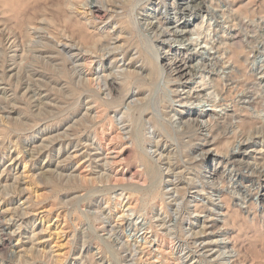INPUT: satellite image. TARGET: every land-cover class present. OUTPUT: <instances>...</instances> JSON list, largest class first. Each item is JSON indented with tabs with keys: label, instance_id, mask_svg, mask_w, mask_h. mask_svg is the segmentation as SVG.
Returning <instances> with one entry per match:
<instances>
[{
	"label": "rangeland",
	"instance_id": "374dc122",
	"mask_svg": "<svg viewBox=\"0 0 264 264\" xmlns=\"http://www.w3.org/2000/svg\"><path fill=\"white\" fill-rule=\"evenodd\" d=\"M261 126L264 0H0V264H264Z\"/></svg>",
	"mask_w": 264,
	"mask_h": 264
},
{
	"label": "bare ground",
	"instance_id": "6f19581e",
	"mask_svg": "<svg viewBox=\"0 0 264 264\" xmlns=\"http://www.w3.org/2000/svg\"><path fill=\"white\" fill-rule=\"evenodd\" d=\"M190 1H194L195 2V0H190ZM202 4V3H201ZM198 6H199V4H198ZM204 8V7H203ZM100 8L99 7H93V9L91 10V14L92 15H94V18H100ZM241 23V22H240ZM160 25V24H159ZM234 37V36H233ZM249 42V41H248ZM254 46V45H253ZM251 47V46H250ZM19 55V54H18ZM214 59V58H213ZM210 61V60H209ZM226 61V60H225ZM212 62V61H211ZM183 63V62H182ZM181 63V64H182ZM184 64V63H183ZM228 64V63H227ZM178 70V69H177ZM176 70V71H177ZM212 71V70H211ZM153 74V73H152ZM151 78H153V77H151ZM229 78V77H228ZM154 79H152V81H153ZM233 82V81H232ZM129 86V85H128ZM128 89V88H127ZM129 90V89H128ZM128 93V92H127ZM219 96V95H218ZM126 97V96H125ZM118 101V100H117ZM221 118V117H220ZM220 118H218L217 120H216V122L217 121H219V119ZM223 119V118H222ZM224 120V119H223ZM253 120V119H252ZM225 121V120H224ZM215 122V123H216ZM216 125H220V124H216ZM203 128H205L206 129V125H204V124H202L201 125ZM226 126V125H225ZM255 127H254V125L253 124H251V127H250V129L248 130V132H250V131H252L253 129H254ZM264 127L263 126H261V129H263ZM243 132V131H242ZM248 132H246L247 133V136H248ZM192 132L191 131H189V132H185V133H182V134H180V135H178V137H186V138H192L193 137V134H191ZM178 134V133H177ZM239 134V133H238ZM177 136V135H176ZM177 137V138H178ZM181 137V138H182ZM180 139V138H179ZM252 140V139H251ZM250 141V140H249ZM234 143H235V141H234ZM245 145L243 144V141H242V143H238L237 145H236V149L234 148L233 149V151H231V153L230 154H227V158H229V159H240V160H242L243 159V157H244V155H245V152H243L244 151V149H245V147H244ZM240 156V157H239ZM250 165V164H249ZM248 165V166H249ZM249 168H251V167H249ZM248 168V169H249ZM147 169V168H146ZM151 169V168H150ZM149 169V170H150ZM254 169H256V167L254 168ZM148 170V169H147ZM252 170H253V168H252ZM252 170L250 171V172H252ZM155 172V171H153L152 169L149 171V173L150 172ZM147 172V171H146ZM253 172H254V170H253ZM155 174V173H154ZM255 174V173H254ZM149 175V174H148ZM151 175V174H150ZM262 178L264 179V171H263V173H262ZM149 179H151L150 177H149ZM153 180V179H152ZM259 203L262 205V207H264V194H262L261 196H259ZM2 245V243H0V246Z\"/></svg>",
	"mask_w": 264,
	"mask_h": 264
}]
</instances>
